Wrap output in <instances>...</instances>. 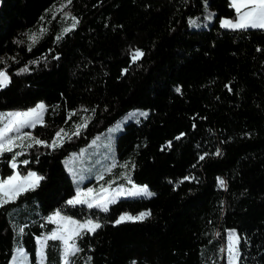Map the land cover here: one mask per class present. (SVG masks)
I'll return each instance as SVG.
<instances>
[{"label":"trees","instance_id":"1","mask_svg":"<svg viewBox=\"0 0 264 264\" xmlns=\"http://www.w3.org/2000/svg\"><path fill=\"white\" fill-rule=\"evenodd\" d=\"M205 4L211 22L190 26ZM230 5L0 0V70L10 77L0 111L41 101L32 134L51 144L59 129L68 131L56 147L28 142L0 155V180L13 160L20 175L43 177L0 206V264L16 244L37 264L36 237L52 230L47 215L55 211L102 225L75 237L80 251L69 264H229V229L240 238L238 264H264V29L223 27L221 17L236 16ZM136 50L143 55L133 60ZM137 107L148 111L124 123L114 150L151 195L121 196L107 211L69 205L76 185L66 158ZM22 203L34 210L15 234L8 210ZM141 210L151 215L115 223ZM45 264H63L59 240H47Z\"/></svg>","mask_w":264,"mask_h":264},{"label":"snow or ice","instance_id":"2","mask_svg":"<svg viewBox=\"0 0 264 264\" xmlns=\"http://www.w3.org/2000/svg\"><path fill=\"white\" fill-rule=\"evenodd\" d=\"M70 2L71 0H69V3ZM230 6L234 8L237 17L234 20H223L221 22L223 27L232 29H245L249 27H257L264 29V0H231ZM73 20V27H75V18H73ZM191 23L194 24L195 21H191ZM68 30L69 29H65V31ZM29 39H31L33 42H36V34L31 35ZM57 39H59V37H57ZM142 55L143 52H141L140 50H136V52L133 54V60L138 59ZM25 71H28V69H21V72ZM8 83H10V77L8 76L7 72L0 71V87H5ZM44 109L45 105L39 104L35 108L28 109L25 112L7 114L10 119L4 125V127L0 129V155H2L4 152H12L14 147L24 146L21 144H17V141L22 139L20 135L9 136L8 134L10 132H13L14 130L19 132V130L25 126L35 127L36 123L41 121ZM82 126H86V122ZM63 132V129L58 131L56 133V139H54L51 144H47L46 141L32 137V144H29L27 146L32 147L33 145H47L49 147H56L58 146V142L63 141ZM73 134L78 135V130ZM24 135L30 136V133H25ZM64 135L68 134L64 133ZM20 154L21 153L19 152L15 153V155ZM218 154L219 153H217V155ZM201 159H203V157H201ZM23 163H27V161H24ZM11 166L14 169L17 167L15 160H13ZM41 179H43V177L38 176L34 172H29L25 177H21L20 174L17 172L14 175L9 176L6 180H0V206L14 201L24 192L34 189ZM220 183L221 186L224 185L223 180H221ZM138 191L147 195H151V193L147 192V186L139 188ZM107 192L108 190L104 189L102 190V193L94 195V190L91 188H88L86 190H79L77 191L76 196H74L67 203L69 205L86 204L88 208L101 207L104 211H107V205L108 203H110ZM130 194L135 195L137 193L134 191ZM150 215V212H141L138 216H131L125 214L119 219H117L115 223L120 224L125 220L139 221L145 219ZM49 220L57 222L60 226L56 230L51 232L47 238H38L41 240V258L43 259L44 256L43 247L47 239L60 240L63 242L64 246V264H69V257L71 255H75L80 251L79 247L74 242L69 243V241H74L75 237L80 236L82 234L81 229H86L87 231L95 232L97 229L102 227L100 223L92 219L81 223L80 221L73 220L71 217H63L61 216L59 211H57L54 216L49 217ZM20 231L22 232L23 229H20ZM239 239L240 238L235 233L229 234V241L227 245L229 264H238Z\"/></svg>","mask_w":264,"mask_h":264},{"label":"rangeland","instance_id":"3","mask_svg":"<svg viewBox=\"0 0 264 264\" xmlns=\"http://www.w3.org/2000/svg\"><path fill=\"white\" fill-rule=\"evenodd\" d=\"M213 16H214V10L209 8L207 6V4H205L204 10H202V12L199 13L196 18H193V19L191 18L189 24H190V26H193V27L207 26L211 22ZM191 21H195V23L193 24V23H191ZM39 104H43L44 105V103L40 101L34 107H31V108H35ZM31 108H28V109H31ZM28 109H23V110L13 109V110H8V111H0V129H2L4 127V125L8 122V120L10 119L7 116L8 113L25 112ZM147 111L148 110L146 108H143V107H137V108L130 109L129 111L125 112L120 117H118L106 129H104L103 131L97 133L90 140V142L88 144L82 146L81 148L76 150V152L71 154V155H79V156H81V159L83 160V162L86 163L88 167H90L88 170L82 171V174L80 176L82 182L86 181V180H89L90 178H92L93 176L96 175L95 174V170H94V166H96L98 164H109L110 162H115L114 160H117L116 155H114V158L111 157V153L113 152V150L115 148V140H116L117 134L120 132V130H122L123 125H124L125 122H127L128 120L136 119V117L133 116L134 113H136V112L147 113ZM42 118H43V113H42ZM42 118H41V121H42ZM37 123H39V122H37ZM30 128H31V126H25V127L21 128L19 130V132L14 130L13 132H10L8 135L9 136L20 135L22 137V139L17 141V144H25L26 142H29L31 140V137H32V132L30 131ZM25 133H30V136H25L24 135ZM12 162H11V165H12ZM116 163H117L116 167H115L114 170L111 171L110 175L118 174V172H120V173H122L125 176V180L127 182L131 181V179L129 177V174H128L129 173L128 170L130 168L129 159H127V158L126 159H122V160H120L119 162H116ZM17 172H18V170L15 168L13 173L10 174L9 176L14 175ZM29 172H34V171H29ZM28 173H26L25 175H20V176L21 177H25V176H27ZM34 173H36V172H34ZM110 175H108V177ZM9 176H7L4 180H6ZM79 184H80V181H78L76 179L75 180V185H76V190L77 191H79ZM114 185H112L110 182L107 183V186H108L107 187V190H108L107 195H108V198H110L109 199L110 201H114V200H116L117 198H119L121 196L146 195L145 193H142V192L138 191L139 188H141L143 186H146L145 184L132 182L130 185H128L126 183L123 184L122 186H116V185L114 186ZM86 189H88V188L86 187L85 190ZM134 191L137 194H135V195L130 194L131 192H134ZM147 192H149L148 187H147ZM76 194H75V196H76ZM99 208H101V207H99ZM33 210H34V208L32 207V205L30 203H26V204L22 203V204L12 205L9 208V210H8V218H9V221H10L11 225L15 229V234H17L18 224H19L20 220L25 218V217L30 216V214L33 212ZM56 212L57 211L49 213L47 215V219L49 220V217L54 216V214ZM141 212H147V210H141L140 212L136 213L135 215H131V216H138ZM60 214L63 217H71L73 220L80 221L81 223H84L85 221L89 220V219L80 220V219H77L75 217L63 214L61 212H60ZM50 221L53 223L52 230L50 232L43 233L41 236H37L36 237V242H37V264H45V246H46V243H45L44 247H43L44 256H43V259H42L41 258V240L38 239V238H47L50 235L51 232H53L54 230H56L60 226L57 222H54L52 220H50ZM81 230H83V229H81ZM230 233H235L238 236V234L235 231V229H229L227 231V240H226V243H225V254H226V261L228 263H229V258H228L227 245H228L229 234ZM47 240H46V242H47ZM73 242L75 243V238H74V241H69V243H73ZM60 245H61V260H62V263L64 264V258H63V247L64 246H63V242L62 241H60ZM70 257H69V259H70ZM7 264H29V256H28L27 252L25 251V249L20 247L18 244H16V246L14 248V251H13V254L10 257L9 261L7 262Z\"/></svg>","mask_w":264,"mask_h":264},{"label":"crops","instance_id":"4","mask_svg":"<svg viewBox=\"0 0 264 264\" xmlns=\"http://www.w3.org/2000/svg\"><path fill=\"white\" fill-rule=\"evenodd\" d=\"M230 4H231V0H230ZM236 17H237V14H236L235 18ZM193 18H196V17H193ZM225 19L234 20V19H231L229 17L223 16L219 20L221 25H222L221 22ZM141 114H144V112H136L133 114V116L136 117V116L141 115ZM60 130L61 129H59L58 131H60ZM63 130H64V132L62 133V136H64V133H68V131L66 129H63ZM32 137H35V136L32 134ZM32 137H31V140L29 141V143H32ZM54 139H56V135H55ZM26 143H28V142H26ZM25 144H21V145H25ZM74 152H76V150L73 151L71 154H73ZM114 152L115 151L113 150V152L111 153L112 158H114V155H115ZM71 154L66 158L65 164H66V168H67L68 172L70 173V175L72 176L74 181L76 179L78 181H80L79 190H85L86 187L91 188L94 190V195H95V194H100V193H102V190L107 189V187H108L107 183L108 182H110L112 185L115 184L116 186H122L125 183L130 185L133 182L132 180L127 182L125 180V176L120 172H118V174L110 175L111 171L114 170L116 167L117 160H114L115 162H110L109 164H98V165L94 166V170H95L96 175L93 176L92 178H90L89 180L82 182V180L80 178L82 171H86L90 167H88L87 164L83 162V160L81 159V156L71 155ZM13 171H14V168H13ZM108 175H110V176L108 177ZM76 193H77V190H76L75 194ZM148 193H150V191ZM75 194L72 195L69 198V200H71L75 196ZM110 202H112V201H110ZM83 230H86V229H83Z\"/></svg>","mask_w":264,"mask_h":264},{"label":"water","instance_id":"5","mask_svg":"<svg viewBox=\"0 0 264 264\" xmlns=\"http://www.w3.org/2000/svg\"><path fill=\"white\" fill-rule=\"evenodd\" d=\"M0 71H5V69H1Z\"/></svg>","mask_w":264,"mask_h":264}]
</instances>
